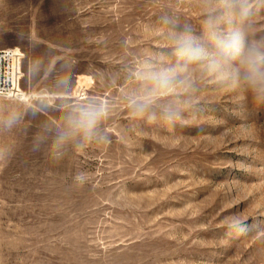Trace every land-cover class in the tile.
Here are the masks:
<instances>
[{
    "label": "rangeland",
    "instance_id": "374dc122",
    "mask_svg": "<svg viewBox=\"0 0 264 264\" xmlns=\"http://www.w3.org/2000/svg\"><path fill=\"white\" fill-rule=\"evenodd\" d=\"M252 5L248 36L264 39ZM206 7L0 0V48L20 52L16 95L0 96V264H264V96L197 66L179 120L161 111L171 96L155 120L129 105L170 29L204 35ZM88 102L105 106L106 139L58 145Z\"/></svg>",
    "mask_w": 264,
    "mask_h": 264
},
{
    "label": "clouds",
    "instance_id": "9594fccd",
    "mask_svg": "<svg viewBox=\"0 0 264 264\" xmlns=\"http://www.w3.org/2000/svg\"><path fill=\"white\" fill-rule=\"evenodd\" d=\"M206 13L202 23L203 36L194 34L190 27L169 30L170 51L161 52L157 59L145 61L138 76L142 90L129 97L134 116L148 115L162 95L174 97V102L163 105L161 111L169 122L181 118V97L195 91L193 69L203 67L217 81L242 83L255 97L264 96V39H251L245 26L252 14V0H205ZM165 23L173 24L172 20ZM175 57L174 63L166 59ZM102 104L88 102L69 110L65 116L67 130L58 134L57 144L79 135L84 141L106 139L99 135V124L105 116ZM15 117L8 121L11 126ZM59 155V153H57ZM83 181V175L76 177ZM243 227V225H237Z\"/></svg>",
    "mask_w": 264,
    "mask_h": 264
},
{
    "label": "built area",
    "instance_id": "2783aa9c",
    "mask_svg": "<svg viewBox=\"0 0 264 264\" xmlns=\"http://www.w3.org/2000/svg\"><path fill=\"white\" fill-rule=\"evenodd\" d=\"M18 49L0 48V96L13 97L17 92Z\"/></svg>",
    "mask_w": 264,
    "mask_h": 264
}]
</instances>
